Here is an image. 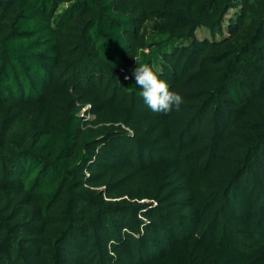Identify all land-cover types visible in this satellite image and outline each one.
<instances>
[{
	"label": "trees",
	"instance_id": "obj_1",
	"mask_svg": "<svg viewBox=\"0 0 264 264\" xmlns=\"http://www.w3.org/2000/svg\"><path fill=\"white\" fill-rule=\"evenodd\" d=\"M0 264H264V0H0Z\"/></svg>",
	"mask_w": 264,
	"mask_h": 264
},
{
	"label": "clouds",
	"instance_id": "obj_2",
	"mask_svg": "<svg viewBox=\"0 0 264 264\" xmlns=\"http://www.w3.org/2000/svg\"><path fill=\"white\" fill-rule=\"evenodd\" d=\"M159 69L148 63L136 61V67L132 70L135 82L140 86V95L145 105L154 113H168L173 109L179 111L184 104L183 97L176 91L169 89L166 80L158 75ZM125 76V79H129Z\"/></svg>",
	"mask_w": 264,
	"mask_h": 264
},
{
	"label": "rangeland",
	"instance_id": "obj_3",
	"mask_svg": "<svg viewBox=\"0 0 264 264\" xmlns=\"http://www.w3.org/2000/svg\"><path fill=\"white\" fill-rule=\"evenodd\" d=\"M196 35L201 38H205V37L210 38L209 31L204 27L198 28L196 30Z\"/></svg>",
	"mask_w": 264,
	"mask_h": 264
}]
</instances>
